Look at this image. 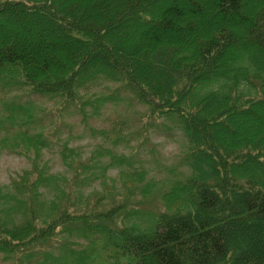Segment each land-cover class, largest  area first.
Instances as JSON below:
<instances>
[{"label":"trees","instance_id":"obj_1","mask_svg":"<svg viewBox=\"0 0 264 264\" xmlns=\"http://www.w3.org/2000/svg\"><path fill=\"white\" fill-rule=\"evenodd\" d=\"M256 1L0 0L1 89L48 98L63 110L89 83L119 81L149 115L164 114L181 128L189 171L169 193L173 209L152 219L124 205L75 211L60 177L40 164L43 136L2 138L1 149L34 155L32 168L0 185L4 261L264 264V2ZM24 18L40 26L26 32L42 35L32 48L5 32ZM130 23L142 29L131 36ZM26 116L12 104L7 119L26 123ZM101 133L117 138L121 131ZM104 154L117 156L104 149L90 158ZM61 155L69 167L79 156L67 145ZM143 176L136 171L124 182ZM96 179L107 177L84 175Z\"/></svg>","mask_w":264,"mask_h":264},{"label":"rangeland","instance_id":"obj_2","mask_svg":"<svg viewBox=\"0 0 264 264\" xmlns=\"http://www.w3.org/2000/svg\"><path fill=\"white\" fill-rule=\"evenodd\" d=\"M17 22L19 24H7L5 32L12 30L17 45L34 47L42 35L38 30L31 35L26 32L40 29V26H34L25 18ZM17 25L24 27L17 29ZM141 29L142 26L137 24L128 25L131 36ZM195 29L199 33L202 27L199 25ZM158 31L151 29L152 33ZM78 93L74 104L61 110L48 98L33 96L23 90L0 88V139L11 138L18 131H27L28 135L41 134L47 145L40 164L47 165L51 173L60 177L62 189L68 192V204L72 202L75 211H86L94 204L103 212L124 205V211L142 212L143 216L152 219L153 214L173 209L174 201L169 193L189 172L181 163L187 147L181 128L164 114L149 115L148 107L133 98L119 81L99 78L86 88H80ZM12 104L26 111V123L19 119L13 124L9 122L7 115ZM112 129L121 131L117 138L101 133ZM63 145L79 154L72 167L62 159ZM104 149L117 156L104 154L95 160L90 158L91 154ZM33 156L32 151L23 154L0 148V185L32 168ZM79 162L88 163L90 170L82 173L77 166ZM136 171L143 173L141 180L134 184L124 182L126 175L132 176ZM91 172L95 175L104 172L106 182L101 183L100 179L85 181L84 175ZM147 186L149 192L143 193ZM119 222L120 216H117L118 226L121 225ZM124 222L130 223L131 219ZM0 264L11 263L4 261L0 254Z\"/></svg>","mask_w":264,"mask_h":264}]
</instances>
